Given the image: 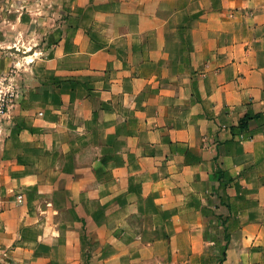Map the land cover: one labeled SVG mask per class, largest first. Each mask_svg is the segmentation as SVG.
Here are the masks:
<instances>
[{
	"label": "crops",
	"instance_id": "1",
	"mask_svg": "<svg viewBox=\"0 0 264 264\" xmlns=\"http://www.w3.org/2000/svg\"><path fill=\"white\" fill-rule=\"evenodd\" d=\"M28 52L0 264H264V0H0Z\"/></svg>",
	"mask_w": 264,
	"mask_h": 264
},
{
	"label": "built area",
	"instance_id": "2",
	"mask_svg": "<svg viewBox=\"0 0 264 264\" xmlns=\"http://www.w3.org/2000/svg\"><path fill=\"white\" fill-rule=\"evenodd\" d=\"M20 95L21 88L14 76L0 77V138L5 133L4 126L8 120L9 112Z\"/></svg>",
	"mask_w": 264,
	"mask_h": 264
},
{
	"label": "rangeland",
	"instance_id": "3",
	"mask_svg": "<svg viewBox=\"0 0 264 264\" xmlns=\"http://www.w3.org/2000/svg\"><path fill=\"white\" fill-rule=\"evenodd\" d=\"M15 1H17V2H20L21 1L23 3H26V1H27V3H29V4H31V3L32 4L33 3L35 4L36 3V0H26V1L25 0H15ZM2 12H4V11H2ZM31 12H32L31 10L28 12V14L30 15V17H32L31 16L32 15ZM33 54H34L33 52H28L26 55H22L21 54L19 56V59L21 60L20 64L14 62V63L11 64V66H6V64L3 61H1L0 62V77L3 78L4 76H7V75L14 76L15 79H16V81L20 82V79H22L21 75H22V73L26 72V67L28 65V64L24 63L23 60L26 61V62L27 61H31ZM24 65H26V66H24ZM137 222L140 223V220L138 219ZM85 250H86V248H83L81 250V256L84 255L82 253H85ZM99 251H100V248L95 247V246L94 247H91L90 246L87 249L86 255H88V257H89V259H88V263L89 264H91L90 262H91L92 259H94V257L97 258V262H96V259H95L92 262V264H100V259L98 258L99 257V255H98L99 254ZM88 263H85L84 262L83 264H88Z\"/></svg>",
	"mask_w": 264,
	"mask_h": 264
},
{
	"label": "trees",
	"instance_id": "4",
	"mask_svg": "<svg viewBox=\"0 0 264 264\" xmlns=\"http://www.w3.org/2000/svg\"><path fill=\"white\" fill-rule=\"evenodd\" d=\"M249 120V117H244L239 124L240 129H245L247 127V122Z\"/></svg>",
	"mask_w": 264,
	"mask_h": 264
}]
</instances>
